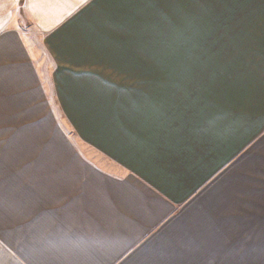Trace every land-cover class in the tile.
Returning <instances> with one entry per match:
<instances>
[{
	"label": "crops",
	"instance_id": "obj_1",
	"mask_svg": "<svg viewBox=\"0 0 264 264\" xmlns=\"http://www.w3.org/2000/svg\"><path fill=\"white\" fill-rule=\"evenodd\" d=\"M0 264H264V0H0Z\"/></svg>",
	"mask_w": 264,
	"mask_h": 264
}]
</instances>
